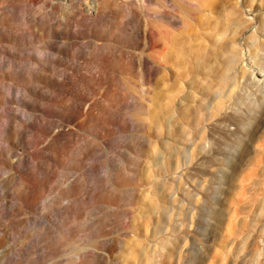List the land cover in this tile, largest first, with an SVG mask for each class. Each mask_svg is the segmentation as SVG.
Segmentation results:
<instances>
[{"label": "rangeland", "instance_id": "1", "mask_svg": "<svg viewBox=\"0 0 264 264\" xmlns=\"http://www.w3.org/2000/svg\"><path fill=\"white\" fill-rule=\"evenodd\" d=\"M0 264H264V0H0Z\"/></svg>", "mask_w": 264, "mask_h": 264}]
</instances>
